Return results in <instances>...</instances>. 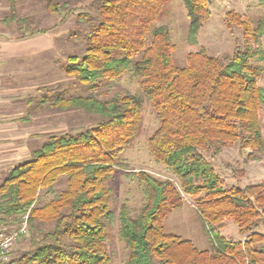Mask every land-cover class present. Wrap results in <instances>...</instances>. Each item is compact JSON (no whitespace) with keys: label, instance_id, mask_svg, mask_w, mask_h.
Listing matches in <instances>:
<instances>
[{"label":"trees","instance_id":"1","mask_svg":"<svg viewBox=\"0 0 264 264\" xmlns=\"http://www.w3.org/2000/svg\"><path fill=\"white\" fill-rule=\"evenodd\" d=\"M169 1L96 0V14H77L79 22L89 20L87 44L83 54L70 56L62 69L81 85L82 94L60 95L59 109L84 110L100 120L85 131L51 136L0 187L4 224L14 217L21 229L28 215V227L37 220L54 226L49 232L41 230L42 245L27 257L28 263L111 264L106 229L114 213L108 182L119 155L139 136L144 107L150 104L160 123L149 139L150 152L179 185L146 171L127 174L142 185L145 202L136 215L128 204L121 207L120 236L129 250L124 264H264V248L259 247L264 235L257 231L264 214V183L227 189L207 158H216L231 143H239L251 160L264 152V87L259 84L264 76V16L255 27L240 23L245 46H237L231 56H210L202 48L179 67L172 56L176 45L170 28L155 26ZM182 2L189 20L187 42L198 46L211 16L210 1ZM68 5L48 0L52 13ZM257 6L264 8V0ZM227 18L239 22L232 12ZM126 75L140 80V92L97 96L101 87ZM64 175L66 189L34 209L40 190L54 192ZM183 194L197 202L210 251L165 230L166 218L184 206ZM227 219L248 234L244 241L221 235Z\"/></svg>","mask_w":264,"mask_h":264},{"label":"rangeland","instance_id":"2","mask_svg":"<svg viewBox=\"0 0 264 264\" xmlns=\"http://www.w3.org/2000/svg\"><path fill=\"white\" fill-rule=\"evenodd\" d=\"M63 1L65 0H61L60 3ZM95 1L85 0V7L82 8L80 4L79 11L96 14ZM258 1L210 0L211 16L200 31L198 46L189 45L187 42L189 20L182 0L169 1L156 21L155 26L167 25L170 28L172 41L176 45V50L172 56L174 63L179 67L186 66L188 55L199 52L202 48L210 56L225 58L231 56L237 46H245L244 26L240 23H248L255 27L257 21L264 16V8L257 6ZM68 8L67 10H70L71 7ZM77 9H74L73 16L68 17L67 25L60 28L58 39L64 45H67L69 40L72 43L81 44L83 54L90 31V23L88 19L83 23L78 21L77 13H75ZM230 12L239 19L238 23L228 21L227 14ZM75 51V47L69 49L66 47L64 52H60V58L64 55L71 56L76 53ZM139 57L140 55H136L134 60H138ZM259 84L264 87V76L259 80ZM140 89V80L131 75H126L101 87L96 94L101 98H111L116 93L130 92L135 94L140 92ZM85 112L88 113L87 111ZM260 118L263 124L264 110H262ZM99 120V116L90 113V128L95 126ZM159 124L152 105L146 104L143 112L141 132L134 143L119 155L116 161V169L108 182V187L110 188V209L114 213L112 222H107L106 229L108 235L106 253L111 258V264H124L129 254V250L120 236L119 214L122 205L124 203L128 204L132 208L134 215H136L145 202L142 185L139 184L138 180L130 179L127 174L146 171L158 179H171L179 185L177 177L165 166L158 164L149 149V139L157 130ZM207 158L221 175L224 187L227 189L231 187L244 188L251 184L261 183L257 176L260 171L257 163L247 157V152L241 150L239 143L228 144L216 158H212L211 155H207ZM252 161L253 163H251ZM66 187L67 177L64 176L55 185V191L60 194ZM183 196L184 206L175 210L166 218L164 222L165 230L191 241L201 251H210L212 247L211 240L199 218L196 208L197 202L188 195L183 194ZM53 227L52 224L44 228V230L50 231ZM220 233L227 239L234 241H242L248 236V234H242L239 231L238 226L232 219L225 221V227L221 229Z\"/></svg>","mask_w":264,"mask_h":264},{"label":"crops","instance_id":"3","mask_svg":"<svg viewBox=\"0 0 264 264\" xmlns=\"http://www.w3.org/2000/svg\"><path fill=\"white\" fill-rule=\"evenodd\" d=\"M62 3H68L73 12L69 15L67 10L52 13L48 0H0V187L11 171L30 161L51 136L90 129L89 112L59 109L60 95L82 94L81 85L62 69L70 55L60 58V52L66 47H75L76 53L71 56H81L82 45L70 40L64 45L58 38L60 28L67 25L75 8H78L75 13H80V4L84 8L85 0ZM254 162L260 170L257 176L264 183V152ZM55 185L54 192L47 188L40 190L34 209H41L54 199ZM26 217L28 215L23 222ZM14 219L9 217L5 222L10 231L18 228ZM40 223L45 225H38ZM46 225L51 226L52 222L37 220L35 226H29V231L14 243L12 264H31L26 259L42 245ZM257 231L264 235V214ZM259 247L264 248V241Z\"/></svg>","mask_w":264,"mask_h":264},{"label":"built area","instance_id":"4","mask_svg":"<svg viewBox=\"0 0 264 264\" xmlns=\"http://www.w3.org/2000/svg\"><path fill=\"white\" fill-rule=\"evenodd\" d=\"M0 48H1V22H0ZM1 204V200H0ZM27 218L21 229L9 230L3 222L0 213V264H11L12 262V247L21 236L28 232Z\"/></svg>","mask_w":264,"mask_h":264},{"label":"water","instance_id":"5","mask_svg":"<svg viewBox=\"0 0 264 264\" xmlns=\"http://www.w3.org/2000/svg\"><path fill=\"white\" fill-rule=\"evenodd\" d=\"M210 1V0H209Z\"/></svg>","mask_w":264,"mask_h":264}]
</instances>
